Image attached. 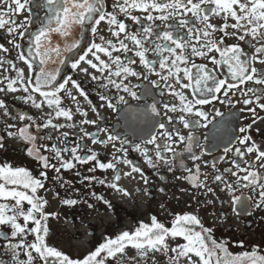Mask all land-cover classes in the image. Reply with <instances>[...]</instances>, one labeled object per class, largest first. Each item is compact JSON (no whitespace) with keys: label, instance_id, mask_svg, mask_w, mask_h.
Returning <instances> with one entry per match:
<instances>
[{"label":"snow or ice","instance_id":"1","mask_svg":"<svg viewBox=\"0 0 264 264\" xmlns=\"http://www.w3.org/2000/svg\"><path fill=\"white\" fill-rule=\"evenodd\" d=\"M31 4L32 0H0V8L3 9L0 10V29H5L10 36L18 35L23 39L26 35L27 24L31 22ZM41 7L46 9L45 19L35 34L32 35V47L29 48V54L25 56L23 52L18 53V60L27 65L29 73L27 78L22 69H16L15 78L5 76L4 79L7 80L6 89L8 92L22 90L29 93V90H31V93H38L43 99L40 103H37L33 96L29 94L26 97V102L31 100L33 106L37 109H41L44 105L53 109L54 116L52 113L48 114L49 119L43 124L44 128L51 127L59 131L65 125L55 124L53 119L63 117L67 121L72 120V112L62 107L59 96V93L65 92L71 96L73 101H76V97L71 95L66 85L71 83L72 88L79 92L80 96L87 99L75 80L67 77L63 79V82H58L59 68L50 70L47 67L49 63H64L61 58L62 51L72 52L80 47L78 40H72L70 43H65L63 49H61L60 46L53 45L52 34L56 33L62 38H67L72 35L74 29L77 27L83 28L85 25L90 27L92 34L95 35L101 22H105L111 35L116 38V43L111 40L105 41L104 37H100L102 43H91L86 51L71 63V68L87 73L88 68L80 67L81 62H83L101 74L107 71L108 77L121 78L120 82L109 79L108 83L127 93L132 99L139 100L140 97L137 92L123 83L128 77L139 79L141 76L140 72L132 67L137 61L127 57V54L132 52L133 56L138 58L139 64L148 73L157 75L160 81L164 83L168 93L179 101L178 106L175 104L171 106L164 105L167 112L181 113L178 117L168 116V125L178 122L183 124L184 128L207 127V123L191 122L186 117L195 116L210 123L207 114L201 110L200 106L209 104L211 100H217L219 98L218 94L222 93L227 97L233 88H237V84L212 74L206 65L195 64L190 59L191 57L208 58L209 62L215 66H226L231 81H238L240 85L249 81L264 85V69L258 70L253 66V63L264 64V0H116L113 11H106L104 0H45ZM117 10L126 20H131L133 24L140 25L139 29L130 30L124 20L118 19ZM24 11H28L29 17L26 18L25 22L17 23L16 17ZM133 12L143 13V20L148 23L141 24V19L133 15ZM213 16L220 17L223 23L219 26L211 23L210 19ZM229 20L232 23H229ZM156 21L161 23L158 25ZM161 26L163 30H161ZM229 28L233 31L229 32ZM216 32L222 33L223 36L219 39L213 38ZM233 36L239 41L249 43L254 48V53L247 56L238 44L225 46L224 38ZM246 37L251 39L246 40ZM125 41L133 47L130 48L129 43ZM252 41L259 43L260 46L256 47V44ZM8 43L13 44L16 49L21 48V45L16 43L15 39H10ZM0 51L7 52L9 50L0 46ZM114 52H123L126 62L120 56H113ZM212 52L218 53L219 59L210 56L209 54ZM149 53L159 57L158 67L160 71L153 67L157 61L150 60ZM100 54L108 57V60L101 59ZM89 55L92 59H88ZM36 59L39 60L40 64L38 70L33 65V61ZM3 63L5 61L0 59V64ZM113 65L115 66L114 69ZM193 68L196 69L195 78L192 73ZM33 73H35L34 80ZM92 79L95 80L97 77L93 76ZM144 79H148V76L145 75ZM185 80L188 83H184ZM210 81L211 83H209ZM151 83L156 88L161 87L155 80ZM184 89H189L194 93L191 99L184 94ZM4 90L5 88H0V92ZM249 92L252 93L254 99L248 97ZM195 93H200L203 98H198ZM205 94H210L211 100ZM148 95L150 93L145 89L144 96L147 97ZM242 95L245 97L242 103L246 108L249 105H255L264 110V102H261L264 100V90L258 91L249 88ZM101 99L106 100L107 98L101 96ZM223 102L221 101V103ZM117 104L127 105L122 113V118L125 120L128 119L130 114L134 119L142 118L145 121L150 119L149 112L153 115H159L155 104H146L143 107L134 108L128 105V101L124 96L118 98ZM4 107L5 105L0 102V108ZM108 107L112 108L113 111L117 110L110 101ZM247 110L254 112L255 108H247ZM77 111L79 112L80 109L77 108ZM80 114L87 116L85 112H80ZM216 115L221 116L223 114L217 111ZM20 119L23 121L26 117L21 115ZM27 119H31V117ZM82 123L94 125L96 121L85 119ZM9 127H12V125H9ZM67 127H74V124H68ZM158 127L161 131L151 134L150 138L132 146L145 157V163L151 168H156L158 164L162 163L168 166L169 171H173L175 167L173 161L164 155V153L169 152L176 158L175 164L184 168L179 160V153L173 148V135L180 143H184L187 139L188 143L185 151L192 152L193 134L190 132L185 138L180 135L178 128L171 131L167 130V126L163 122L159 123ZM100 132L107 133L106 139H97ZM240 132L245 133L246 128L241 127ZM9 135L12 136L13 134L9 133ZM85 135L90 136L93 144L112 143L115 147V142L119 140L120 147L116 149L117 152L126 153L127 149L124 146L130 143L126 137L121 138L118 134L108 133L105 128H99L97 133H85ZM62 136L67 137L68 133L64 132ZM19 137L27 143L33 144V147L27 150V155L34 157L45 169L55 168L54 165L49 164L50 158L40 154L37 150L33 143L37 137L29 135L26 127L19 129ZM160 138H163V142ZM249 139L247 135H243L238 139V143L242 146L246 145ZM142 145H145V147H142ZM147 145L155 146V160L149 155ZM79 147L77 145L71 149L73 159L79 163L96 160L97 167L101 170L112 169L118 173L116 168L118 163L123 162L125 165L131 163L126 158L122 160L121 157H114V162L101 163L97 160L95 152L90 156L81 157L77 155ZM44 150L54 153L60 166L65 170L74 167L71 160L62 159L61 153L67 152V147L58 149L56 145H52L51 149L45 146ZM229 151H232V149L224 148L225 153ZM234 151L239 161H245V153H256L250 167H242L237 160H233L232 167L235 171L230 174L237 177L235 187L250 188L258 194V199L254 201V204L256 208H261L264 206V172L256 170V165L258 163L259 169H264V149L257 148L253 143L245 148L236 147ZM205 154L204 151H201L199 156L193 155L192 159L193 161L199 160ZM220 159L223 160L224 157L222 156ZM213 168H215V165H213ZM55 171L59 172L60 168H55ZM132 171L140 172V169L133 166ZM184 171L188 172L189 175L187 177H177V179H185L193 187L206 188L207 192H213V189L206 183L207 176H205L204 181L200 180L201 173L198 165L195 172L190 168H184ZM225 171L228 170L225 169ZM238 172L245 174L238 176ZM125 175H128V173H125ZM141 175L143 174L141 173ZM40 176L46 177V172H41ZM113 179L114 182L108 186L117 191H123L116 183L120 180V175L116 174ZM213 182L223 184L221 191L227 190L229 194L234 191V184L225 180L221 174H216L213 177ZM241 182H243L242 185ZM99 183L104 184L105 181L100 180ZM43 186L40 179H36L23 167L13 168L9 164L0 166V201L14 202L12 204L0 203V226L10 228V237L4 233H0V237L10 240L5 248L11 253V260L14 264H34L36 257L33 256V253H36L38 258L44 261L45 264H49L50 260L52 264H106L107 259L123 255L127 248L134 249L139 259L144 261H147L150 253L153 255L160 253L168 258V264H181V262L183 264H264V254L256 247H253L251 251L241 253L229 252L226 242L216 241L212 236V229L204 227L201 220L193 214L175 215L170 227L159 222L153 216L150 218V223L142 222L132 232L124 231L115 238H106L105 242L96 247L94 251L82 258L72 259L46 243L48 234L46 221L49 216H54L55 213H45L43 211L47 201L37 196L38 189L43 188ZM96 198L102 199L101 197ZM25 203L29 206L26 211L23 207ZM63 203L74 205L77 201L64 200ZM232 204L234 212L237 211V204L245 211L247 210V204L242 202L240 197L233 198ZM89 207H92V205H89ZM37 214H39V218H37ZM20 220L23 223H20ZM29 224L33 226L29 227ZM29 235L34 236L31 243L27 242V236ZM178 238L183 243L176 246L169 245V240ZM21 251L27 259H20ZM152 264H157L155 259H153Z\"/></svg>","mask_w":264,"mask_h":264},{"label":"flooded vegetation","instance_id":"2","mask_svg":"<svg viewBox=\"0 0 264 264\" xmlns=\"http://www.w3.org/2000/svg\"><path fill=\"white\" fill-rule=\"evenodd\" d=\"M44 2L45 0H32L31 22L27 24L26 35L23 39L18 35L10 36L5 29H0V46L9 50L7 52L0 51V59L5 61V63L0 64V88H5L3 92H0V102L5 105L4 108H0V145H2L0 146V166L9 164L16 168L19 162L25 163L26 169L36 179H40L43 182L44 186L38 189L37 196L47 201L43 210L45 213H55L54 216H49L46 221L48 227L47 245L49 246L50 243L58 242V240L60 242L65 239V233L64 231L60 232V229L64 230L67 228L66 233L69 234V228L72 227L74 230L72 234L77 235L73 239L80 240V242L84 240L90 244L87 252L76 256L69 255L70 258L79 259L94 251L96 247L105 242L106 238H115L124 231L132 232L140 223H150V218L153 216L159 222L170 227L175 215L193 214L201 220L204 227L212 229V236L216 241L226 242L229 252L234 254L241 253L251 251L253 247H256L264 254V206L256 208L254 201L258 199V194L250 188L235 187L237 177H233L230 174L235 171L232 167L233 160H237L242 167H250L256 155L255 152L251 154L245 153V161H239L234 151L236 147L245 148L254 143L257 148L264 149V110L255 105H249L247 108H255V111H248L242 103L245 98L242 95L243 92H246L249 88L258 91L264 90V85H258L251 81L240 85L238 81H231L227 74L226 66H215L209 62L208 58L191 57L190 59L195 64L206 65L212 74L237 84V88H233L227 97L222 93L218 94L219 98L217 100H211V95L205 94L211 102L200 107L207 114L210 123L199 117H186L191 122L207 123V127L194 126L184 128L183 124L178 122L168 125V116L178 117L181 113L167 112L164 105L168 104L171 106L175 104L178 106L179 101L168 93L164 83L160 81L157 75L148 73L139 64L138 58L134 57L132 52H129L127 57L137 61L132 67L140 72L141 76L139 79L128 77L123 83L137 92L140 97L139 100L132 99L127 93L116 89L112 84L108 83L109 79L120 82L121 78L108 77L107 71L101 74L83 62H81L80 67L88 68L87 73L71 68V63L78 59L79 55H82L91 43H102L100 37H104L105 41L111 40L116 43V38L111 35L105 22H101L95 35L92 34L90 27L85 25L83 28L77 27L74 29L72 35L67 38H62L56 33L52 34L53 45H58L61 49H63L65 43H70L72 40H78L80 47L72 52L62 51L61 58L64 63H49L47 67L50 70L59 68L58 82H63V79L67 77L75 80L80 85L87 99L84 96H80L79 92L72 88L71 83L66 85L71 95L76 97V101H73L71 96L65 92L59 93V96L62 107L72 112V120L67 121L63 117L53 119V123L65 125L59 131L51 127L44 128L43 124L49 119L48 114L52 113L54 116L53 109L47 105L37 109L33 106L31 100L26 102V97L29 94L33 96L37 103H40L43 99L38 93H31V90H29V93H25L22 90L8 92L6 89L7 80L4 79L5 76L15 78L16 69H22L27 78L29 74L27 65L18 60V53L23 52L25 56H28L29 48L32 47V35L35 34L45 19L46 9L41 7ZM104 3L106 11H113V5L116 0H104ZM0 10L3 9L0 8ZM117 14L118 19L124 20L130 30L139 29L140 25L133 24L131 20H126L123 15L118 13V10ZM133 15L141 19V24L148 23L143 20V13L133 12ZM28 17V11L22 12L16 17L17 23L25 22ZM210 22L219 26L223 23V20L220 17L213 16ZM160 23V21H156V24L159 25ZM229 23H232V21L229 20ZM21 30L23 31L24 29ZM161 30H163L162 26ZM228 31L231 32L233 30L229 28ZM221 36H223L222 33L216 32L213 38L219 39ZM10 39H15V42L19 43L21 48L16 49L13 44H9L8 41ZM250 39V37H246V40ZM252 43H255L256 47L260 46L255 41H252ZM233 44H238L247 56H251L254 53V48L249 43L239 41L235 36L224 38L225 46ZM129 47L133 46L129 43ZM112 55L120 56L126 62L123 52H114ZM209 55L219 59V55L216 52H212ZM100 56L101 59L108 60V57L103 54H100ZM29 58L31 59V57ZM88 59H92L91 55H89ZM149 59L157 61L153 67L160 71L158 67L159 57L149 53ZM33 65L35 69H38L34 61ZM253 66L258 70L264 69V64L253 63ZM114 68L115 66L113 65ZM192 73L195 78V68L192 69ZM145 75L148 76V79H144ZM34 76L35 73H33V80ZM93 76H96L97 79L93 80ZM153 80L157 81L161 87H154L151 83ZM184 83H188V81L185 80ZM145 89L150 93L147 97L144 96ZM177 89L179 90L178 86ZM183 91L189 99L194 95L189 89H184ZM195 95L198 98H203L200 93H195ZM101 96H105L107 99L102 100ZM120 96H124L128 101V105L134 108L143 107L146 104H155L159 115H153L149 112L150 119L145 121L142 118L134 119L130 114L128 119L125 120L122 118V113L127 105L117 104ZM248 97L254 99L250 92ZM109 101L115 105L116 111L108 107ZM221 101L224 102L221 103ZM261 102H264V100ZM77 108L80 109L79 112ZM241 109L244 110L242 111ZM217 111L223 115L217 116ZM80 112L87 113V116H82ZM21 115L25 116L26 119L21 121ZM28 117H31V119H27ZM85 119L94 120L96 123L94 125L83 124L82 121ZM161 122L166 124L169 131L178 128L180 135L185 138L190 132L193 134L192 152L185 151L188 143L187 139H185L184 143H180L175 135H173V148L179 153V160L184 168H190L195 172L196 166H199L200 180L204 181L205 176H207L206 183L213 189V192H207L206 188L193 187L185 179H177V177H187L189 173L184 171V168L180 167V165L175 164L176 158L173 157L172 153H164L175 165L174 170L169 171L168 166L162 163L158 164L156 168L149 167L145 163V157L134 149L132 145L141 143L142 140L150 138L151 134L161 131L158 127ZM68 124H74V127H67ZM9 125H12V127H9ZM24 127L28 129L29 135L37 137L36 141L33 142L37 150L40 154L48 156L50 158L49 164L54 165L55 168H60L59 172H56L55 168L52 167L45 169L34 157L27 155V150L33 147V144L27 143L19 137V129ZM241 127L246 128L245 133L240 132ZM99 128H105L108 133L118 134L121 138L126 137L130 141L128 145L124 146L127 152L116 151L120 147L119 140L115 142V147L112 143L93 144L90 136L85 135V133H97ZM64 132L68 133L67 137L62 136ZM9 133L13 135L10 136ZM106 135L107 133L100 132L97 139L104 140ZM243 135H247L250 139L246 145L242 146L238 143V139ZM160 139L163 142V138ZM52 145H56L58 149L68 148V151L62 152L61 156L64 160H71L74 164L73 168L65 170L60 166L54 153L44 150L45 146L51 149ZM77 145L80 146L77 155L81 157L90 156L95 152L97 160L101 163L114 162V157H121L122 160L126 158L131 163L129 165H125L123 162L118 163L116 165L118 173L112 169L101 170L97 167L96 160L79 163L73 159L71 152V149ZM142 147H145V145H142ZM146 147L149 149V155L155 160V146L147 145ZM225 147L232 149V151L225 153ZM201 151L206 154L201 156L199 160L193 161L192 156H199ZM222 156L224 157L223 160L220 159ZM213 165H215V168H213ZM133 166L139 168L140 172H133ZM225 169L228 171H225ZM256 170L264 172V169H259L258 163ZM41 172H46V177L40 176ZM125 173H128V175H125ZM116 174L120 175V180L116 183L123 191H117L108 186L114 182L113 178ZM216 174L223 175L225 180L234 184V191L231 194L227 190L221 191L222 183L213 182V177ZM244 174L238 172V176H243ZM145 179L147 180L146 183ZM100 180H104L105 183H99ZM242 184L243 182H241ZM96 197H101L102 199H97ZM235 197H240L241 201L247 204L246 211L239 204L236 205V212L232 210V200ZM56 200L57 204L54 203ZM64 200H76L77 203L66 205L63 203ZM9 202L13 201H0V203ZM89 205H92V207H89ZM23 207L26 211L29 206L25 203ZM64 207H72L71 211L75 217L72 215L64 216L62 213L64 212ZM37 218H39V214H37ZM89 219H93L94 222H90ZM19 222L23 223L22 220ZM69 223L70 225L68 226ZM32 226L29 224V227ZM0 233L7 234L10 237V228L0 226ZM33 240L34 236H27L28 243ZM9 242L10 240L0 237V264H14L11 260V253L5 248V245ZM11 242L14 243L16 241ZM169 243H172L171 246H176L183 243V241L178 238L169 240ZM236 245H243L246 249L238 251ZM158 255H160L158 258L160 261L155 259L157 264H168L166 256L160 253ZM33 256L36 257L34 264H45L44 261L38 258L36 253H33ZM20 259H27L23 255V251H21ZM113 259H107L106 264H112ZM49 264H52L51 260Z\"/></svg>","mask_w":264,"mask_h":264},{"label":"rangeland","instance_id":"3","mask_svg":"<svg viewBox=\"0 0 264 264\" xmlns=\"http://www.w3.org/2000/svg\"><path fill=\"white\" fill-rule=\"evenodd\" d=\"M17 167H23L26 169L25 163L22 164L19 162L17 164ZM10 203L12 204L13 202H9L8 204H10ZM54 203L57 204V200L54 201ZM71 208L72 207H64V212H62L63 215L66 217H68L69 215H72L73 217H75L72 214ZM89 220H90V222H94L93 219H89ZM62 223H64V222L62 221ZM69 225H70V223L68 224V226ZM98 225H100V224H98ZM59 226L61 227V225H59ZM69 229H70V231L68 232L69 234L66 233L67 228H65L64 230L60 229V232L64 231L65 239H62L60 242L58 240V242L50 243L49 246L55 248L58 251H61L62 253L66 254L68 256L69 255H73V256L75 255L76 256V255H79L83 252H87L90 248V244L84 240L80 242V240L77 241V240L73 239L77 235L72 234L74 232L72 227H70ZM171 244L172 243H169L170 246H171ZM236 248L238 249V251H244L246 249L243 245H236ZM159 257H160V255H158V253H156L154 255L150 253L147 261L140 260L134 249L127 248L123 255H118L117 257H115L112 260V264H152L153 259H157L158 261H160L158 259Z\"/></svg>","mask_w":264,"mask_h":264},{"label":"water","instance_id":"4","mask_svg":"<svg viewBox=\"0 0 264 264\" xmlns=\"http://www.w3.org/2000/svg\"><path fill=\"white\" fill-rule=\"evenodd\" d=\"M34 62L36 63V65H37V67H38V69H39V68H40L39 60L36 59V60H34ZM38 69H37V70H38Z\"/></svg>","mask_w":264,"mask_h":264},{"label":"trees","instance_id":"5","mask_svg":"<svg viewBox=\"0 0 264 264\" xmlns=\"http://www.w3.org/2000/svg\"><path fill=\"white\" fill-rule=\"evenodd\" d=\"M72 259H76V258H72Z\"/></svg>","mask_w":264,"mask_h":264}]
</instances>
